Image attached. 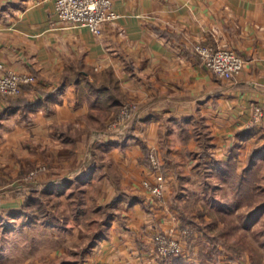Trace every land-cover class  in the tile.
I'll use <instances>...</instances> for the list:
<instances>
[{"label": "crops", "instance_id": "0c3cea01", "mask_svg": "<svg viewBox=\"0 0 264 264\" xmlns=\"http://www.w3.org/2000/svg\"><path fill=\"white\" fill-rule=\"evenodd\" d=\"M113 2L119 19L95 35L61 22L56 0H0V60L36 75L25 93L40 100L31 110L0 95V150L19 147L24 156L36 147L51 170L41 184L69 179L59 190L83 186L98 207L116 201L122 216L106 239L71 264H163L152 235L180 224L190 178L206 168L218 175L232 155L245 167L236 147L243 153L253 136L238 135L251 128L254 108L264 109V0ZM198 42L235 49L243 71L216 76ZM126 101L138 103L139 114L126 134L111 133L108 123ZM151 150L167 174L163 201L142 185Z\"/></svg>", "mask_w": 264, "mask_h": 264}, {"label": "rangeland", "instance_id": "374dc122", "mask_svg": "<svg viewBox=\"0 0 264 264\" xmlns=\"http://www.w3.org/2000/svg\"><path fill=\"white\" fill-rule=\"evenodd\" d=\"M214 46L233 49L228 45ZM30 75L35 76L36 82L26 85L20 95L7 98L18 103L20 97L37 101L25 93L28 87H35L38 82L36 75ZM133 103L126 101L117 106L107 126L111 133H127L140 111L138 103L135 109L130 110L128 105ZM256 108L250 125L253 138L245 143L243 153L238 152L241 146L235 148L239 166L245 165L238 168L239 174L247 167L251 168L242 190H237L230 180L217 175L214 168H206L199 172L198 178H190L189 199L179 204V208L183 209L180 224L176 228L160 229L152 235L153 250L161 263L264 264V116L255 121ZM35 148L31 146L24 156L19 147H14L11 155L0 150V264H71V259H84L98 240L106 239L113 220L122 215L117 211L116 202H110V206L99 210L98 202L89 199L83 186L62 188L61 194L57 195L58 186L57 191L44 194V184H54L39 182L48 180L50 177L44 175L51 170L47 163L38 161ZM147 161L148 173L142 185L150 191L146 182L155 185L159 182L158 177L162 176V194L153 196L163 201L167 191V174L155 151H149ZM18 164L22 167L19 174L13 168ZM33 189H38L46 202L52 196L51 202L47 203L59 213L50 219L17 216ZM156 239L160 248H178L179 251L162 254L156 248ZM54 252L58 255L52 254ZM85 252L88 254L84 255ZM83 262L81 260L80 264Z\"/></svg>", "mask_w": 264, "mask_h": 264}, {"label": "built area", "instance_id": "2783aa9c", "mask_svg": "<svg viewBox=\"0 0 264 264\" xmlns=\"http://www.w3.org/2000/svg\"><path fill=\"white\" fill-rule=\"evenodd\" d=\"M56 14L61 22L86 27L95 35L103 33L105 23L115 22L120 17V14L114 8L113 0H56ZM195 51L200 56L203 64L220 78L229 80L236 78L245 65L242 55L228 47L198 43L195 46ZM34 82H36L35 76L26 73H15L0 61L1 95L6 97L20 95L26 85ZM137 105V103H133L128 106L132 110ZM255 112V121H259L264 116V110L258 107ZM152 160L156 165L155 156L152 157ZM158 180L159 182L155 185L146 182V186L154 195L162 194L163 177L159 176ZM156 248L162 254L179 251L178 248H172L171 250L160 248L157 239Z\"/></svg>", "mask_w": 264, "mask_h": 264}, {"label": "trees", "instance_id": "16d2710c", "mask_svg": "<svg viewBox=\"0 0 264 264\" xmlns=\"http://www.w3.org/2000/svg\"><path fill=\"white\" fill-rule=\"evenodd\" d=\"M68 82V81H67ZM67 83L64 85V87H66ZM74 85V84H72ZM80 85V80L77 81V86ZM77 86H75L77 88ZM38 91H40V93L43 96L49 97V93L45 92V90H43V88H37ZM12 99V98H10ZM40 100L37 101H29L27 97H20L19 103L16 102L15 100H13V106H17V107H27V108H31V109H36L39 105ZM252 131L253 128L251 127L250 129L244 131V132H240L239 136L241 137V139H247L250 138L252 136ZM109 144V142H108ZM149 155V152L147 153ZM250 167H247L243 173L239 174L238 172V167L237 165H235V162L231 156V158L225 162L220 163L219 165V174L225 178L226 180H230L231 183L236 187V189L238 190H242L243 186H244V182L247 180V173L250 170ZM233 170V172H232ZM245 172V173H244ZM234 173V174H233ZM240 176V178L238 177ZM239 178V181L237 182L236 179ZM234 180V181H233ZM233 181V182H232ZM69 179H63V180H58L57 182H53L52 184H54L53 186H50L48 184H44V187L46 189V191H44V194H48L50 195L52 192L57 191V187L60 186L62 183H69ZM67 186V185H65ZM43 187V188H44ZM251 187H249L250 189ZM53 189V190H52ZM76 189H74L75 192ZM150 193H152L151 191H149ZM247 192V190L245 191ZM57 195L61 194V191L59 190L58 192H56ZM52 197V196H51ZM51 197H49L47 199V202H51L50 199ZM46 202V200L39 194V190L38 189H33L31 194H29L26 198L25 201L22 205V208L20 210V212L17 214V216L19 217H23V215L28 216V217H38V219H42V218H48L50 219L51 216L58 214L59 212L52 209V205H48V203ZM113 203L116 201H112ZM111 203L106 204L105 206H110ZM104 207L99 206L98 209L102 210Z\"/></svg>", "mask_w": 264, "mask_h": 264}]
</instances>
